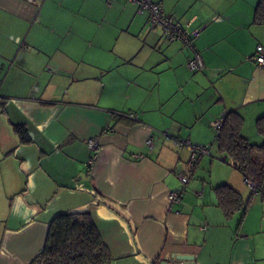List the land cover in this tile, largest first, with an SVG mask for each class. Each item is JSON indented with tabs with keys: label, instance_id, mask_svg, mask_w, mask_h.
Wrapping results in <instances>:
<instances>
[{
	"label": "crops",
	"instance_id": "crops-1",
	"mask_svg": "<svg viewBox=\"0 0 264 264\" xmlns=\"http://www.w3.org/2000/svg\"><path fill=\"white\" fill-rule=\"evenodd\" d=\"M153 1L200 29L202 70L129 1L0 0V264H36L65 212L90 213L109 264H264V188L252 193L210 148L191 171L189 150L173 144L211 147V121L232 110L250 142L264 141V69L248 59L264 47L258 0ZM223 183L246 202L228 217L213 190Z\"/></svg>",
	"mask_w": 264,
	"mask_h": 264
},
{
	"label": "trees",
	"instance_id": "trees-1",
	"mask_svg": "<svg viewBox=\"0 0 264 264\" xmlns=\"http://www.w3.org/2000/svg\"><path fill=\"white\" fill-rule=\"evenodd\" d=\"M253 23L264 24V0H258L255 5ZM126 112H117L116 115L128 116ZM221 118V124L215 128L217 151L227 159H231L235 169L243 178L252 180L256 185V191L260 192L264 188V141L256 144L242 134L243 117L237 111H229ZM255 129L264 137V115L256 119ZM14 130L21 142L30 140L23 124L14 125ZM213 190L218 205L227 217L245 207L246 202L241 193L229 184H219ZM111 260V252L103 243L90 213L65 212L58 214L50 223L44 248L35 262L36 264H109Z\"/></svg>",
	"mask_w": 264,
	"mask_h": 264
},
{
	"label": "built area",
	"instance_id": "built-area-1",
	"mask_svg": "<svg viewBox=\"0 0 264 264\" xmlns=\"http://www.w3.org/2000/svg\"><path fill=\"white\" fill-rule=\"evenodd\" d=\"M135 4L140 12H145L147 15V21L151 28H159L163 37L171 42L173 40L181 41L184 46L192 53L191 58L187 61V67L193 71H200L203 69L202 59L197 52L194 41L199 35L200 29L198 27H191V21L181 22L174 15L166 13L163 8L153 2L152 0H125ZM248 59L256 62L257 66L264 69V47L261 45L256 46V51ZM129 117L134 118L135 115L132 112H126ZM222 122V118H217L211 121V125L216 128ZM167 135V133H165ZM100 139L98 136L90 137L87 140V147L91 151V155L86 162L87 166L93 165L94 161L98 157ZM146 144L152 146V139L149 137L146 139ZM173 144L178 147H186L189 150V158L187 166L189 170L193 171L198 166L201 158L209 153L208 144H195L189 140L178 138L173 140ZM135 157H141V155L135 154ZM231 164L234 166L233 161ZM177 178L182 185H186L189 180V175L185 172L178 171ZM244 182L251 191L257 193L256 185L252 180L244 178ZM185 192V188L171 191L168 193V201L171 203L180 202Z\"/></svg>",
	"mask_w": 264,
	"mask_h": 264
},
{
	"label": "rangeland",
	"instance_id": "rangeland-1",
	"mask_svg": "<svg viewBox=\"0 0 264 264\" xmlns=\"http://www.w3.org/2000/svg\"><path fill=\"white\" fill-rule=\"evenodd\" d=\"M256 144H259V143H256ZM210 149H211V154L214 156V159H219L221 162L223 161L224 163H226L228 161V159L226 157H223L224 155L219 154V152L217 151L215 143H213L211 145ZM206 157H207V155L204 156V158H206ZM204 161H205V159L203 160V163H204ZM248 197H250V194H248Z\"/></svg>",
	"mask_w": 264,
	"mask_h": 264
},
{
	"label": "water",
	"instance_id": "water-1",
	"mask_svg": "<svg viewBox=\"0 0 264 264\" xmlns=\"http://www.w3.org/2000/svg\"><path fill=\"white\" fill-rule=\"evenodd\" d=\"M176 259L186 260V259H189V258L187 257V255H176Z\"/></svg>",
	"mask_w": 264,
	"mask_h": 264
}]
</instances>
